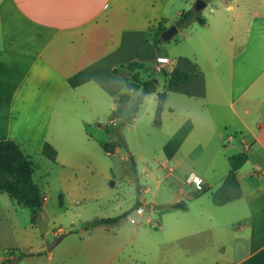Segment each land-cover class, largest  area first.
<instances>
[{
  "label": "rangeland",
  "instance_id": "1",
  "mask_svg": "<svg viewBox=\"0 0 264 264\" xmlns=\"http://www.w3.org/2000/svg\"><path fill=\"white\" fill-rule=\"evenodd\" d=\"M189 1L194 6L197 2L172 0L167 14L172 16L176 9L186 8ZM209 2L203 17L211 21L214 20L211 10L215 0ZM140 10L125 9L122 23L116 27L134 24L131 21L124 25L132 12L138 11L141 20ZM177 19L170 17L173 25ZM148 20L151 19L138 21L136 26L142 30L125 33L123 41L128 57H124L122 64L135 57L142 58V79H155L158 83L156 90L144 98L135 120L118 130L119 136L108 135L105 128L110 123L115 100L127 91L129 77L122 71L118 74L102 72L98 81L81 90L64 89L52 114L45 120L30 118L34 106H28L26 116L29 118L14 126V135L17 131L23 134L16 142L33 163V179L45 201L40 210L33 212L0 192V257L5 259L0 264L156 262L163 249H157V256H154L155 246L169 240L171 227L194 222L201 213L200 207L221 211L212 204L210 189L199 194L200 191L187 184L186 178L195 172L212 182L217 181L226 169L230 170L227 155L237 154L240 149H230L232 144L227 143V137L219 145L220 139L214 134L187 136L192 121L200 112L202 100L190 94L194 91L188 86L169 87V75L174 67L193 72L194 66L184 60L196 63L194 56L207 69L210 61L226 65L231 31L226 27L217 29L221 32V45L206 39L205 49L209 53L206 55L197 44L196 29L200 33L206 31L197 22L180 28L171 41L155 46L151 31L158 24ZM158 56H167L171 61L164 71L155 69ZM163 91L167 92V99L158 123L157 95ZM139 93L134 92L132 99ZM114 124H120V120H114ZM41 129L46 140L58 149L59 159L55 162L43 156L38 150L39 142L26 133L37 134ZM121 138L126 146L111 147V154H108L106 145L115 144ZM129 155L134 157L137 173L133 171ZM137 187H140V194ZM194 196L198 199H193ZM137 199L143 205L141 214L132 210ZM179 201L187 203V212L151 207L152 204L160 207ZM127 212L129 215L116 224L87 226L94 219L115 218ZM217 231V240L219 235L226 233L220 226Z\"/></svg>",
  "mask_w": 264,
  "mask_h": 264
},
{
  "label": "crops",
  "instance_id": "2",
  "mask_svg": "<svg viewBox=\"0 0 264 264\" xmlns=\"http://www.w3.org/2000/svg\"><path fill=\"white\" fill-rule=\"evenodd\" d=\"M209 1L206 0L205 9ZM171 2L0 0V96L5 98V103L0 105V141L16 142L23 136L18 131L14 135L13 129L29 118L26 114L30 105L34 106L30 118H49L64 89L71 87L67 79L75 73L84 71L91 77L89 82L71 87L81 90L98 81L102 72L114 74V69L133 61L143 64L140 57L122 64L128 57L123 41L125 33L142 30L136 25L147 19L154 25L160 21L173 25L170 17L177 19L182 11L195 7L189 1L186 8L176 9L169 16L167 9ZM214 3L211 10L214 20L204 17L206 23H198L206 32L196 29L197 44L208 55L205 40L209 38L210 42L221 45V32L217 29L226 27L231 31L226 52L228 63L216 65L210 61L207 69L198 63L197 56H194L196 63L184 60L194 66V71L186 69L190 79L183 86L193 89L190 94L202 100L187 136L214 134L220 139L219 145L227 137V143L232 144L230 149H240L248 155L238 172L243 196L225 206H216L221 211L200 207L201 213L194 222L174 225L169 240L156 244L154 256L157 249H163L159 259L146 260L144 264H264V0H215ZM132 8H141V20L138 11L132 12L124 25L131 21L134 24L117 28L116 24L122 23V13ZM82 97L86 99L85 95ZM42 130L37 134L26 132L39 142L40 151L48 142ZM228 130L230 134L226 133ZM52 146L59 155L57 147ZM228 173L226 169L215 182L201 176L204 187L213 193ZM151 207L155 209L156 205ZM218 226L226 231L219 235V241Z\"/></svg>",
  "mask_w": 264,
  "mask_h": 264
},
{
  "label": "trees",
  "instance_id": "3",
  "mask_svg": "<svg viewBox=\"0 0 264 264\" xmlns=\"http://www.w3.org/2000/svg\"><path fill=\"white\" fill-rule=\"evenodd\" d=\"M206 1V0H205ZM197 22L201 25L206 23V19L202 14L196 13L194 9L184 10L179 15L175 25L180 29L188 24ZM168 29L165 21H160L158 26L151 31V40L155 46L165 42L162 38L163 32ZM143 64L133 61L128 63L124 70L114 69V73L124 72L130 78L127 85L126 93L122 94L116 101V109L113 110L110 123L106 126V132L110 136H119L118 130L126 123L135 120L143 103L144 98L151 92L156 90L157 81L155 79L144 80L141 78ZM190 79L189 71L181 68H174L169 75V87L178 88ZM91 80V77L84 71H80L67 79L68 84L72 88L81 86ZM140 91L139 95L132 99L134 92ZM132 99V100H131ZM167 99V92L158 93V105L156 109L157 122L159 123L164 105ZM130 101H132L130 103ZM5 103V98L0 96V105ZM120 120V124H114V120ZM121 138L115 144L108 143L105 150L111 153V147L126 146ZM41 154L51 161L57 159L56 149L48 142L43 145ZM132 162V168L137 173V167L132 155H129ZM248 160V155L240 152L228 157L230 170L223 183L212 193V202L215 206H225L231 202L241 199L243 190L238 178L239 170ZM35 168L30 158L22 151L20 145L13 140L0 141V192L8 194L11 199L17 201L20 205L37 212L43 207L45 197L39 185L33 179ZM138 194L141 193L140 187H137ZM208 191L204 187L199 194ZM197 197V196H196ZM142 206V202L137 199L132 210H137ZM182 210L188 209V205L184 201L155 207V209ZM130 212L115 218L94 219L87 226L96 227L103 224H116L123 217H127Z\"/></svg>",
  "mask_w": 264,
  "mask_h": 264
},
{
  "label": "built area",
  "instance_id": "4",
  "mask_svg": "<svg viewBox=\"0 0 264 264\" xmlns=\"http://www.w3.org/2000/svg\"><path fill=\"white\" fill-rule=\"evenodd\" d=\"M156 66L155 69L157 71H164L166 64L170 63V59L165 56H158L155 59ZM187 184L190 186H194L197 191H202L204 189V180L203 178L195 173L192 172L188 175L186 178ZM138 214H141L143 212V209L140 207L139 209L136 210ZM132 223H135V220L133 218L130 219ZM5 259L3 257H0V263H2Z\"/></svg>",
  "mask_w": 264,
  "mask_h": 264
},
{
  "label": "water",
  "instance_id": "5",
  "mask_svg": "<svg viewBox=\"0 0 264 264\" xmlns=\"http://www.w3.org/2000/svg\"><path fill=\"white\" fill-rule=\"evenodd\" d=\"M207 6L206 1L204 0H197L195 7H194V11L196 13H202V11L205 9V7ZM179 28L176 25H172L171 27H169L168 29H166L163 34H162V38L165 42H169L171 41L175 35L178 33ZM9 264V263H7Z\"/></svg>",
  "mask_w": 264,
  "mask_h": 264
}]
</instances>
